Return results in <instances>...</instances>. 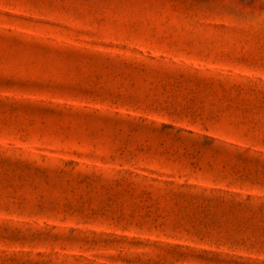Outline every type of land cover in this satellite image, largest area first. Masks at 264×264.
Here are the masks:
<instances>
[{
	"label": "rangeland",
	"instance_id": "rangeland-1",
	"mask_svg": "<svg viewBox=\"0 0 264 264\" xmlns=\"http://www.w3.org/2000/svg\"><path fill=\"white\" fill-rule=\"evenodd\" d=\"M0 264H264V0H0Z\"/></svg>",
	"mask_w": 264,
	"mask_h": 264
}]
</instances>
